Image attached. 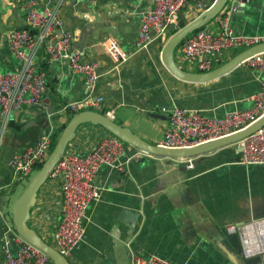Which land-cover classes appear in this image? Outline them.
I'll return each instance as SVG.
<instances>
[{"label": "crops", "instance_id": "obj_1", "mask_svg": "<svg viewBox=\"0 0 264 264\" xmlns=\"http://www.w3.org/2000/svg\"><path fill=\"white\" fill-rule=\"evenodd\" d=\"M35 2L41 9L58 6L63 28L74 34L73 47L85 61L100 63L90 95L101 96L103 101L81 110H112L114 121L150 144L162 141L172 108L223 116L251 107L250 98L260 89L258 72L248 62L211 81L177 78L161 61L168 35L154 39L146 49L134 50L142 14L151 8L152 0ZM24 4L25 0H0V72L21 68L7 34L26 27ZM193 18L190 5L178 13V22ZM229 20L234 33L264 40V0H247ZM204 28L216 31L215 19ZM108 37L118 40L128 53L126 61L116 65L103 51L101 44ZM238 52L225 50L222 63ZM174 59L183 70L199 72L183 59L179 48ZM33 64L46 74L48 107L33 104L6 117L0 115V264L5 246L16 249L12 240L16 233L7 212L28 183V177L12 176L8 159L42 135L52 137L70 119L66 104L87 94L83 76L49 60L42 48L34 52ZM105 134L99 125L82 124L66 150L89 152ZM240 155V146L229 144L190 157L193 167L188 168L189 158L153 155L129 145L116 166H102L97 172L100 196L86 210L82 242L66 258L71 264H131V255L138 254L176 264H260L259 257L244 259L238 237L224 230L229 224L264 218V165L242 164ZM60 209V182L48 179L38 191L29 224L52 245Z\"/></svg>", "mask_w": 264, "mask_h": 264}, {"label": "built area", "instance_id": "obj_2", "mask_svg": "<svg viewBox=\"0 0 264 264\" xmlns=\"http://www.w3.org/2000/svg\"><path fill=\"white\" fill-rule=\"evenodd\" d=\"M95 2L96 0H87ZM214 0H152L151 8L141 17L134 50L146 49L154 39L165 38L178 27V13L189 6L194 18L203 12ZM247 0H228L222 13L216 18L217 30L199 29L189 34L178 47L183 59L196 66L199 72L209 71L222 63L223 52L227 49L247 48L262 39L234 33L230 28V17ZM26 27L11 30L7 43L21 64L18 71L0 72V115L8 116L25 106L45 104L47 89L46 74L33 64L34 52L43 49L49 60L83 76L85 98L66 104L71 114L90 106L99 105L101 96L91 97L90 92L99 77L100 63L85 61L80 50L73 47L74 34L63 28L59 7L38 8L35 0H25ZM101 47L118 65L128 59V53L114 37L105 39ZM258 72L260 89L251 96V107L234 109L223 116L207 115L201 110L174 107L169 112V129L160 145L168 148H186L212 141L245 128L264 113V53L256 54L246 61ZM45 101V102H44ZM113 119V111L108 110ZM52 137L42 135L23 151L8 159L12 176L17 179L28 177L35 167L43 163L51 151ZM241 148L240 162L245 165H264V126L237 143ZM129 145L114 135H103L92 150L76 153L65 150L51 169L49 178L60 182L61 217L53 233L54 247L68 256L82 242L85 235V216L88 205L100 196L95 181L102 166L114 167ZM188 159V158H187ZM188 168L193 162L188 159ZM230 235H236L244 259L259 257L264 264V218L245 224H229L224 228ZM16 233V232H15ZM16 249L3 248L2 264H52L50 257L39 248L25 241L17 233L12 236ZM131 264H176L156 256L131 255Z\"/></svg>", "mask_w": 264, "mask_h": 264}, {"label": "water", "instance_id": "obj_3", "mask_svg": "<svg viewBox=\"0 0 264 264\" xmlns=\"http://www.w3.org/2000/svg\"><path fill=\"white\" fill-rule=\"evenodd\" d=\"M228 0H214L198 16L174 31L165 41L161 51V61L164 67L177 78L186 82H206L216 79L248 58L264 53V40L240 50L232 59L206 72H189L179 67L174 59L175 49L182 41L196 30L204 28L208 23L222 13ZM240 6L239 8H241ZM85 123L99 125L109 133L119 138L128 145L138 148L146 153L168 158L186 159L210 152L219 147L238 143L243 138L254 133L264 126V113L243 129L227 136L193 145L186 148H168L160 144L153 145L135 134L129 127L123 126L106 114L99 111L84 109L75 112L59 134L52 150L43 161L39 170L28 181L22 192L13 200L11 205V220L15 232L25 241L46 253L52 264H71L68 259L50 243L45 241L40 234L29 224L31 210L34 207L37 194L41 186L49 178L51 169L65 152L67 145L75 138L77 128Z\"/></svg>", "mask_w": 264, "mask_h": 264}, {"label": "trees", "instance_id": "obj_4", "mask_svg": "<svg viewBox=\"0 0 264 264\" xmlns=\"http://www.w3.org/2000/svg\"><path fill=\"white\" fill-rule=\"evenodd\" d=\"M214 20V19H213ZM191 21V20H190ZM179 24H178V27L180 28V27H182L183 25H185L186 23H188V22H178ZM174 31H171V32H169L168 33V36H167V38L173 33ZM184 41V40H183ZM183 41H182V43H183ZM181 43V44H182ZM180 44V45H181ZM179 45V46H180ZM178 46V47H179ZM177 47V48H178ZM73 114H71L70 113V116H69V118L72 116ZM64 126L65 125H63L61 128H60V130H57V132L52 136V142H51V150H52V148H53V146H54V144H55V142H56V140H57V138H58V136H59V134L61 133V131H62V129L64 128ZM105 130V129H104ZM106 132H107V134L106 135H112L111 133H109L107 130H105ZM41 165H42V163H40V164H38L36 167H35V170H39V168L41 167ZM29 181V179H27V182ZM7 216H9V222H10V225H11V227H12V229L14 230L15 228H14V226H13V224H12V220H11V213H10V211L9 212H7ZM49 243V242H48ZM51 244V243H50Z\"/></svg>", "mask_w": 264, "mask_h": 264}, {"label": "rangeland", "instance_id": "obj_5", "mask_svg": "<svg viewBox=\"0 0 264 264\" xmlns=\"http://www.w3.org/2000/svg\"><path fill=\"white\" fill-rule=\"evenodd\" d=\"M240 51V50H239ZM37 172V170H35L33 173H31L29 176H28V178L27 179H31L33 176H34V174ZM8 222H9V217H8ZM10 223V222H9Z\"/></svg>", "mask_w": 264, "mask_h": 264}]
</instances>
